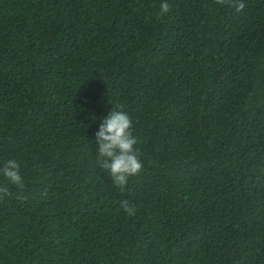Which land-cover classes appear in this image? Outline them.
<instances>
[{
	"label": "trees",
	"instance_id": "obj_1",
	"mask_svg": "<svg viewBox=\"0 0 264 264\" xmlns=\"http://www.w3.org/2000/svg\"><path fill=\"white\" fill-rule=\"evenodd\" d=\"M161 2L0 0V264H264V0Z\"/></svg>",
	"mask_w": 264,
	"mask_h": 264
},
{
	"label": "clouds",
	"instance_id": "obj_2",
	"mask_svg": "<svg viewBox=\"0 0 264 264\" xmlns=\"http://www.w3.org/2000/svg\"><path fill=\"white\" fill-rule=\"evenodd\" d=\"M233 6L236 11H242L244 0H235ZM161 14L169 11L167 0L160 4ZM132 120L129 115L119 109L110 111L107 118L101 124L96 134V142L99 145V156L103 158L101 167L108 170L113 184L124 189L130 176L136 175L142 168L137 149V139L133 135ZM0 173L10 184L22 189L24 178L20 172V165L16 160H8L0 168ZM121 208L131 214L132 209L127 201H121Z\"/></svg>",
	"mask_w": 264,
	"mask_h": 264
}]
</instances>
